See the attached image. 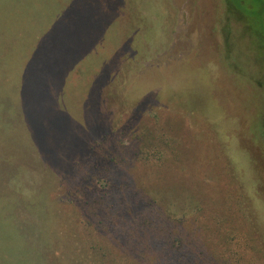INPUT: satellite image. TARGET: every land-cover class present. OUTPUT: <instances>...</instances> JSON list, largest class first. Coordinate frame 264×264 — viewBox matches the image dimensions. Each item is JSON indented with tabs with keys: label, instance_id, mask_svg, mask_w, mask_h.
I'll return each mask as SVG.
<instances>
[{
	"label": "rangeland",
	"instance_id": "obj_1",
	"mask_svg": "<svg viewBox=\"0 0 264 264\" xmlns=\"http://www.w3.org/2000/svg\"><path fill=\"white\" fill-rule=\"evenodd\" d=\"M252 50L222 0H0V251L34 264L15 243L40 239L33 210L15 212L10 187L42 162L55 175L34 190L45 204L53 184L62 264H167L175 239L187 264H264V70ZM141 197L173 222L168 246L128 232L130 216L84 226L85 201Z\"/></svg>",
	"mask_w": 264,
	"mask_h": 264
},
{
	"label": "trees",
	"instance_id": "obj_2",
	"mask_svg": "<svg viewBox=\"0 0 264 264\" xmlns=\"http://www.w3.org/2000/svg\"><path fill=\"white\" fill-rule=\"evenodd\" d=\"M224 4V9H225V18L227 21L230 23L233 22L235 24V27L238 28L239 31V38H246V40L250 41V46L252 47V51L255 52L254 56V61L255 63L259 64L260 68H263L264 70V0H222ZM229 30L228 35H231L230 39L226 41L227 46L230 44V40L232 39L233 34H235V29L230 27V24L226 26ZM258 50V52H257ZM256 58V60H255ZM41 157V155H40ZM47 163L46 161H44ZM99 163H102L100 161L95 162L94 168L98 169L97 172H102L100 171L102 168L98 166ZM45 164L40 162V167H27L24 170L20 171L19 176H13L12 178V185L10 187V192L13 195L12 199V204H13V209L15 212L18 210H23L25 213V210L29 211L30 209L33 210L32 215L33 218H28L30 219L33 224H34V230L33 232L38 234L40 241L37 239L35 242L29 244V246H26L24 249V245L20 246L17 242H15L18 247L21 249L22 253L26 250L31 256L32 260H34V264H47L49 260H52L54 258H57L58 264L63 263V259L58 257V252L57 247H61L63 243H65L64 238L60 239V236L62 237L60 231L61 228L58 227L59 220L62 215L59 214V211L55 208V203L52 201V199H48V193L50 192V189H52L53 184L51 187L48 188L47 193L45 192V197L47 199V202L44 204H40L37 202V192L34 190V187L37 186V183L39 180H45L46 177L49 178V180L53 179V175H55L56 168H50L45 170L43 168ZM103 166L106 167L107 171L110 173V170L112 167L111 165H106L103 164ZM78 169V167H77ZM104 170V169H103ZM75 167L68 168L67 174H75L76 173ZM76 175V174H75ZM68 176V175H67ZM86 177L83 176V178H78L76 179V182L79 186V188H83L85 186L86 182ZM7 185L8 183L6 181ZM126 185L123 184H115L111 181L110 183V188L113 193L119 192L120 190H128ZM26 187V189H25ZM22 198L25 199L26 201V206L21 207L24 203L20 202L18 204V199ZM91 198V197H87ZM116 198V197H114ZM102 201L99 200H92V201H85L87 204V209L85 210L83 214L84 220H86V224L84 226H87L90 228V226H93L91 222V218L94 216L98 218V223L102 224L107 222V226H112L114 224V220L118 223H121L122 221L119 219L121 218L122 220H126V217L130 216V218L135 219V222L130 223V225L127 226L126 230L130 232L131 230L137 229V232L140 234L142 233L145 239L148 242L147 245L148 247H153L157 248L160 247L162 243H166V246L169 245V228H172V221L171 223L168 222L166 223L158 221L159 218H157V215H151L149 212H146L145 208L147 207H155L156 203L153 202L151 199L148 197H141L139 200L136 201L135 204H130L129 206H122L121 202L115 203L111 202L109 204V201H105V199H101ZM118 205L119 207L117 209H112V206ZM99 209H104L106 212L112 211L114 212L115 215L108 214V216H101L100 210ZM162 211V210H160ZM163 214L162 212H160ZM26 218L28 217L26 214H24ZM30 216V215H29ZM109 217V218H108ZM114 218V220L112 219ZM55 220H57V223H55ZM8 222V219L4 217L2 219V222ZM92 224V225H90ZM98 225L93 226L94 229L98 230L101 227ZM162 225V226H161ZM159 228V229H158ZM37 229V230H36ZM70 229V227L68 228ZM108 230H112V228H108ZM43 239V240H42ZM173 247L174 244L178 245V251L176 252V255H172L170 260L167 262V264H187L186 259L187 257H184V251H185V246L184 244H180L177 242V239L173 240ZM90 243V242H89ZM41 244V245H40ZM90 247L93 252H96L97 256L99 257H105L108 258L109 255V249L104 247L102 243L97 241H91ZM39 245L41 247H39ZM171 246V245H170ZM175 250L177 249L174 248ZM13 253V254H11ZM18 255H17V254ZM10 252V254H7L6 256L4 255L5 253L0 251V264H5L6 262L12 261L11 263H16V262H21V257L17 260L14 261L16 258L20 256L18 252ZM40 253V255H39ZM39 256V257H38ZM132 258L134 259V253L131 255V259L127 262L130 263ZM138 258V257H137ZM93 260L95 262H101L102 264H105L107 261H103L100 259H95L93 257ZM127 261V260H126ZM42 262V263H40ZM112 262V261H111ZM71 264V263H70ZM108 264V263H107ZM132 264H136V260L132 262ZM190 264V263H188Z\"/></svg>",
	"mask_w": 264,
	"mask_h": 264
}]
</instances>
